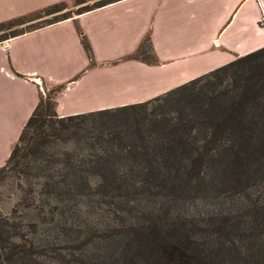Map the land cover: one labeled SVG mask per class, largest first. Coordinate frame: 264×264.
<instances>
[{
    "label": "trees",
    "instance_id": "trees-1",
    "mask_svg": "<svg viewBox=\"0 0 264 264\" xmlns=\"http://www.w3.org/2000/svg\"><path fill=\"white\" fill-rule=\"evenodd\" d=\"M112 1L115 0H101L85 10ZM59 3L34 12L52 11ZM26 15L0 22V30L11 27L13 21L24 19ZM54 21L57 20L46 24ZM79 33L90 56V45L80 29ZM140 48L149 59H139L135 55ZM126 59H138L147 64L157 62L147 35ZM242 67L252 71V78L261 74L258 71L264 72V46L141 102L61 116L56 111V91L64 84H58L54 91L46 94L40 91L37 104L0 165V186L9 193L8 197L14 196L15 201L9 213L1 214L0 264L35 262L33 249L39 238L25 241V232L20 227L44 234L56 228L65 229L66 219L88 196L131 199L133 191L129 186H134L137 179L142 187L175 185L190 180L193 173L202 169L224 166L233 172L229 182L239 183V177L245 173L246 182L252 185L260 181L259 188L264 191L262 165L253 160L255 166L252 168L246 161V157L256 154L258 144L254 138L252 147L247 145V134L256 125L234 114L236 110L244 112L245 107L255 105L249 102L257 94L255 85L245 83L230 103L224 100L220 103L214 95L224 77L234 70H239L237 77L241 79V71H245ZM148 105L152 109L144 114L140 109ZM116 116L130 117L133 130L119 125ZM142 119L147 121L145 134L139 129ZM59 142L62 147L54 148ZM147 144L153 145L151 153L143 151ZM115 154H118L117 161L126 154L127 159L130 155L136 161V156H142L151 162L147 168L136 165L134 169L121 171L113 166L109 168L107 164ZM93 177L101 179L103 185L91 193ZM248 201L252 210L260 213L258 221L264 224V201ZM131 232L138 240L145 234L137 226L131 227ZM147 234L158 236L155 230H149ZM159 237L158 240L151 239L149 246H155L162 259L173 264H188L189 259L176 240Z\"/></svg>",
    "mask_w": 264,
    "mask_h": 264
},
{
    "label": "crops",
    "instance_id": "crops-1",
    "mask_svg": "<svg viewBox=\"0 0 264 264\" xmlns=\"http://www.w3.org/2000/svg\"><path fill=\"white\" fill-rule=\"evenodd\" d=\"M61 1L0 0V22ZM145 35L155 64L126 59ZM262 46L264 0H115L25 30L0 41V138L17 139L41 80L65 84L56 111L76 114L144 101Z\"/></svg>",
    "mask_w": 264,
    "mask_h": 264
},
{
    "label": "rangeland",
    "instance_id": "rangeland-1",
    "mask_svg": "<svg viewBox=\"0 0 264 264\" xmlns=\"http://www.w3.org/2000/svg\"><path fill=\"white\" fill-rule=\"evenodd\" d=\"M98 1L101 0H62L52 11L34 12L24 19L13 21L11 27L0 30V40L19 31L75 15ZM141 51L142 48L135 55L139 59H149ZM242 69L245 71L240 70L243 74L241 79L237 77L239 70H234V73L224 77L214 95L220 103L223 100L230 103L245 83L255 85L257 94L253 100L249 99L250 104L255 105L252 108L250 105L245 107L244 112L236 110L234 114L255 123L256 128L247 134V145L251 148L254 138L258 146L256 154L246 157V161L253 168V160H258L264 169V72L258 71L261 74L252 78V71H246L245 67ZM40 82V90L44 94L54 91L58 86L43 80ZM64 88L65 84L60 91H56V95ZM109 93L105 92L106 97L111 96ZM98 105L104 108L119 106ZM151 109L148 105L140 110H144L142 112L145 114ZM116 117L119 125L133 130L130 117ZM147 127V121L142 119L140 131L145 134ZM10 138L12 134L3 136L0 144L9 148L16 140L14 138L9 142ZM60 144L54 148L60 149ZM152 146L147 144L143 151L151 153ZM117 155L109 158V168L113 166L114 169L126 171L134 169L136 165L147 168L151 162L142 156H136V161L130 155V159H127L126 154H122L123 158L117 161ZM147 156L150 157L149 154ZM230 177L233 178V172L229 167H210L193 173L190 180L175 185L142 187L137 179L134 186H129L133 198L128 200L91 194L66 219L65 229L56 228L44 234L32 233L26 227H20L25 232V241L39 238L33 249L36 260L30 264H173L162 259L155 246H149L151 239L158 240L159 236L176 240V244L181 246L179 249L189 259L188 264H264V224L258 221L260 213L254 212L248 204L249 199L264 201V191L259 188L260 181L252 185L246 182L245 173L239 177L237 184L229 182ZM102 185L101 179L91 178L90 192L94 193ZM8 196L6 189L0 186V221H3L1 214L6 211L9 213L15 202L14 196ZM136 226L145 231L141 240L133 238L131 227ZM149 230H155L158 236L151 234L149 237Z\"/></svg>",
    "mask_w": 264,
    "mask_h": 264
}]
</instances>
